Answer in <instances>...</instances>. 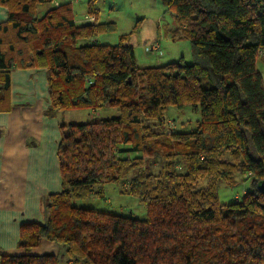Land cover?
<instances>
[{
    "label": "trees",
    "instance_id": "16d2710c",
    "mask_svg": "<svg viewBox=\"0 0 264 264\" xmlns=\"http://www.w3.org/2000/svg\"><path fill=\"white\" fill-rule=\"evenodd\" d=\"M94 1V20L78 23L70 0H0V99L9 97L13 69H43L48 115L95 112L61 124L63 189L48 196L45 223L21 225L25 252H0V264H59L58 253L32 252L44 239L74 264H264V0H165L177 22L172 38L189 40L193 61L146 66L131 43L143 18L103 44L96 38L118 24L101 22ZM145 48L161 50L160 38ZM170 106L199 108L196 128L179 131L165 115ZM104 107L117 115L96 117ZM245 173L251 188L223 203L220 184ZM107 184L139 197L147 215L75 204L105 198Z\"/></svg>",
    "mask_w": 264,
    "mask_h": 264
},
{
    "label": "crops",
    "instance_id": "0c3cea01",
    "mask_svg": "<svg viewBox=\"0 0 264 264\" xmlns=\"http://www.w3.org/2000/svg\"><path fill=\"white\" fill-rule=\"evenodd\" d=\"M6 18L7 10L0 4V23ZM261 59L264 64V55ZM257 64L264 80V66L259 67V59ZM8 96L0 99V252L20 254L25 252L19 246L21 225L45 223L48 196L63 189L57 135L60 113L47 114L48 78L43 69H13ZM50 168L55 175L49 174ZM32 252L66 253L46 239ZM67 258L62 264H74Z\"/></svg>",
    "mask_w": 264,
    "mask_h": 264
},
{
    "label": "rangeland",
    "instance_id": "374dc122",
    "mask_svg": "<svg viewBox=\"0 0 264 264\" xmlns=\"http://www.w3.org/2000/svg\"><path fill=\"white\" fill-rule=\"evenodd\" d=\"M67 1V0H62ZM72 2L75 17L78 23L85 22L88 14V3L90 0H70ZM94 6L99 10V20L102 22L116 21L117 29L112 32H105L99 35L96 39H100L103 44H116L120 40L122 34L129 33L133 27L141 20V28L138 34H134L131 43L135 46L137 62L140 66L159 65L179 60L182 56L187 63L193 61L191 55V47L188 39H173L172 30L177 25L174 12L168 10L165 0H95ZM48 6H42L40 10L43 12ZM160 38L162 48L161 50L147 52L145 45L152 39ZM145 60V61H143ZM261 57L259 58V67L262 68L264 64ZM204 87H212V84L207 78H202ZM90 110L77 108L69 109L59 112L57 117L58 138L62 137L61 124L69 123H84L91 120L93 114ZM96 117H111L117 115V110L109 107H104L97 111ZM165 115L167 120L173 121L178 125L179 131H190L196 128L198 121L201 118L199 108L194 106H187L184 108H177L170 106L166 109ZM176 127V125H175ZM61 132V135H60ZM170 137L162 135V139L168 141ZM175 149H181L174 146ZM179 156V155H177ZM160 167L163 161L159 159ZM152 166V165H151ZM158 166H152L151 170H158ZM179 169L186 171L183 163H180ZM55 169L50 168V172L54 173ZM61 175L62 169L60 167ZM237 183L233 186H228L221 183L219 186L220 199L223 203L232 202L241 197L248 189L251 188V176L248 173L237 174ZM63 185V175H62ZM122 185L107 184L105 198L91 195L84 199H76L75 204L96 208L101 210H108L125 215H134L136 217H144L147 215V210L140 201V198L122 192ZM6 254V253H4ZM60 263H66L67 254L61 253Z\"/></svg>",
    "mask_w": 264,
    "mask_h": 264
},
{
    "label": "water",
    "instance_id": "95a60500",
    "mask_svg": "<svg viewBox=\"0 0 264 264\" xmlns=\"http://www.w3.org/2000/svg\"><path fill=\"white\" fill-rule=\"evenodd\" d=\"M259 187H260L261 191L264 192V179L262 181H260Z\"/></svg>",
    "mask_w": 264,
    "mask_h": 264
},
{
    "label": "built area",
    "instance_id": "2783aa9c",
    "mask_svg": "<svg viewBox=\"0 0 264 264\" xmlns=\"http://www.w3.org/2000/svg\"><path fill=\"white\" fill-rule=\"evenodd\" d=\"M89 20H94V17L90 18Z\"/></svg>",
    "mask_w": 264,
    "mask_h": 264
}]
</instances>
